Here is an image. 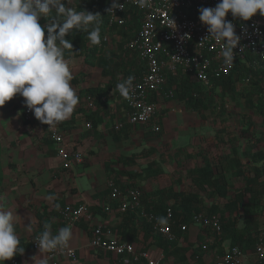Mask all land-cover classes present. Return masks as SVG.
<instances>
[{
	"label": "trees",
	"instance_id": "obj_1",
	"mask_svg": "<svg viewBox=\"0 0 264 264\" xmlns=\"http://www.w3.org/2000/svg\"><path fill=\"white\" fill-rule=\"evenodd\" d=\"M69 2L71 3L70 5ZM67 3L69 7L75 8L78 11L85 10L92 13H100L102 16V22L99 25L101 39L107 34L110 35V39L111 35H116L121 39L113 50L103 52L99 47L100 43L92 44L86 32L73 30L66 37V39L71 40L73 52L76 54L73 56L71 50L65 49V59H82L88 71L79 74L71 81L79 100H85L87 96L93 98L94 109L87 110L88 114L85 116V121L91 124L93 130L98 125H101L105 116L111 111V107L107 102L109 99L112 100L114 95L120 102L119 104L116 103L118 104L116 108L120 107L122 109L123 107L119 112V116H117V120L123 122L125 119L121 118V116L125 111V103L116 85L130 76L133 78L138 77L142 71L139 59L136 58L133 52L123 47L131 39L133 32L137 30L138 18L136 15H132L124 27H109L106 13V9L109 6L108 0H67ZM52 19L62 20L63 17H57L55 12H53L45 19L42 18L39 23L43 26ZM248 60L251 62L252 58H248ZM94 68L99 69L100 77L101 79H105L106 83H98L96 86H84L81 88L80 85L88 82L90 71ZM164 91H171V100L173 99L181 103L186 112L196 114L201 120L206 118L205 113L211 114L216 112L219 104L221 106L218 113L224 115L226 106L234 103V105L242 104L247 110L252 112L253 116L262 119L264 124V62L262 68L258 69H255L252 63H249V65L238 63L228 76L211 79L210 88L205 87L199 82L192 81L188 76H167L161 93H164ZM215 93L220 97L218 102L215 100ZM18 97L20 96H14L5 106L7 108L13 107L15 99ZM68 124H73V114L68 120ZM113 127L114 124L109 129V136L116 143L126 140L132 134V129L137 128V126L124 124L119 131H115ZM250 128L253 129L254 124L249 119L248 129ZM161 133L162 129L160 126L157 136ZM261 142H263V137H259L251 145L238 150L235 146L236 140H229L230 149L228 153L219 158L216 165H212L207 155H188L191 158L198 157L202 162L201 166L187 172L191 182L189 192L175 191L172 187H164L145 193L137 187L142 193V207L147 213L152 212L157 217H165L166 211L170 210L172 231L178 237L177 241L180 239L184 242V246L179 247L177 246V242L169 243L159 235L153 234L151 228L142 219L128 212L120 214L115 211L116 207L113 205L114 212L121 216L120 224L115 227L116 231L123 241L135 244L143 243L142 246L148 241L147 247H157L162 251L164 256L167 258L171 257L174 264H187L190 249L194 247V250L199 252L201 248L193 245V243H188L187 232H180L177 225L185 224L189 226L194 214L204 212L205 214L203 215H217L220 219L222 236L219 240L220 242L217 241L216 247L226 242L229 248L239 247L244 253L251 251L254 248L258 233L264 231L259 229L258 222L263 210L264 201V167L257 166L258 163L264 161V152L254 151L256 146ZM146 152L147 155H144V158L156 153L153 148L146 150ZM1 156L2 145L0 141V188L4 181ZM140 156L138 154L131 156L121 155L108 159L104 162L106 176L122 189L133 186L131 184L121 185L116 179L117 177H127L133 183L139 180L147 182L157 179L162 174V165L156 160L147 162L145 166L135 173L125 171V168L135 167L137 158ZM242 159L251 162V165L246 167L241 166ZM83 164L85 165V161ZM114 165H120L122 169L115 171ZM7 166L10 167L11 164ZM231 178L240 179L242 187L234 189L230 194ZM204 193L206 198L213 201L208 206L203 202ZM99 194L105 196L104 202L107 203L109 191L105 189ZM220 200H226L221 209L217 204ZM89 210L92 216L97 213H104L100 209H95V207H89ZM57 215L58 213L54 209L47 212L46 206L35 210V216L39 222L41 219H48V217ZM238 220L242 221L240 226L237 225ZM87 226L89 230V223H86V226L83 227L87 228ZM14 227L16 228V226ZM136 227H140L141 230H137ZM42 230L40 227L38 232L40 233ZM141 235L142 240H139V236ZM200 236V234L197 236V242L201 239ZM29 244L30 242L20 239V246L24 250L28 249ZM219 253H221V249ZM14 257L20 261V255H15ZM110 261L112 262L111 258ZM199 262L201 264V261Z\"/></svg>",
	"mask_w": 264,
	"mask_h": 264
},
{
	"label": "built area",
	"instance_id": "obj_2",
	"mask_svg": "<svg viewBox=\"0 0 264 264\" xmlns=\"http://www.w3.org/2000/svg\"><path fill=\"white\" fill-rule=\"evenodd\" d=\"M108 2L110 6L111 0ZM120 2L123 8L116 11V17L106 11L108 26L124 27L132 15L137 16L138 28L123 47L139 59L142 71L133 79L129 96H123L125 111L121 118L125 121L117 120L113 127L115 131L127 124L148 127L152 133H159L158 105L172 98L171 91L161 93L167 76H188L192 81L210 88L211 79L228 76L238 63H252L255 69L262 68L264 16L259 13L249 21L234 19L230 13L226 16L225 19L234 24L236 34L240 36V42L234 49L233 64L227 65L220 55L221 44L212 38L205 39L208 36L207 28L199 21L198 9L215 7L219 0H147L143 7L139 5L138 0ZM171 19L175 22V29ZM117 42L112 45L110 35L107 34L102 37L99 47L103 52H107L113 50ZM248 58H252V61L249 62ZM84 102L85 109H94L91 96H87ZM24 118L35 119L27 107L24 110ZM86 130H91L90 123L86 124ZM49 136L53 144L57 145V155L63 161L62 167L67 170L79 168L83 163V155L65 143L64 133L57 128H50ZM105 187L109 195L108 202L101 207L104 213L114 212L115 205L116 212L135 214L151 228L153 234L159 235L169 243L178 242L183 246L182 241H177L178 237L172 231L169 209L165 214V222H160L154 213H147L142 207V193L139 189H122L112 179L106 181ZM59 215L62 227L71 225L73 229L79 221L88 222V247L111 258V264H165L163 253L153 256L149 250L123 241L115 229L116 225H92V213L84 204L62 207ZM191 225L199 226L203 234L211 235L212 239L208 240L210 243L219 242L222 236V227L217 215L194 214ZM177 227L180 232L188 230L185 224H178ZM38 235L31 242V251H40L36 245ZM44 254L51 264H58L61 258L73 263L78 259L76 251L70 245L63 251L54 250ZM195 259L198 260L199 256L196 255ZM4 264L22 263L13 257ZM209 264H264V231L258 233L251 251L244 253L239 247L227 248Z\"/></svg>",
	"mask_w": 264,
	"mask_h": 264
},
{
	"label": "clouds",
	"instance_id": "obj_3",
	"mask_svg": "<svg viewBox=\"0 0 264 264\" xmlns=\"http://www.w3.org/2000/svg\"><path fill=\"white\" fill-rule=\"evenodd\" d=\"M138 3L143 7L147 0H138ZM122 8L123 4L120 0H111L106 11L115 16L116 11ZM53 12L57 17L62 16L63 19H52L42 26L39 21ZM198 12L199 21L207 28L208 36L205 39L212 38L220 43V55L225 64L231 65L234 60V49L240 42V36L236 34L234 24L225 19L226 16L230 13L234 19L239 18L241 21H249L257 13L264 16V0H219L215 7H201ZM101 22L100 13L78 11L69 7L67 0H0V108L14 96L19 95L24 100L21 102V116L24 122L39 121L48 126L49 132L50 128H57L64 132V129L57 124L69 119L79 103V97L71 84L74 77L70 63L73 61L65 59L64 50H71L73 56L76 53L73 52L71 40L66 37L73 30L83 31L87 33L92 44H99ZM171 23L175 29V22L172 19ZM133 79L130 76L116 85L122 96H129ZM81 101L84 103L81 106L82 109L88 112L89 109L84 108V100ZM25 107L32 111L35 119L25 120ZM49 132L48 138L51 140ZM61 168L67 170L62 166ZM48 199L51 200L54 197L49 196ZM61 208L60 206L58 210ZM58 216L60 217L59 211ZM16 218L12 211L0 207V264L24 252L14 227ZM158 220L165 222L166 218L158 217ZM25 228L31 232V223L29 222ZM199 231L201 232L200 227ZM37 234L39 235L36 237V245L40 253L63 251L69 248L72 227L71 225L61 226L53 234L51 225L45 222L43 230ZM202 234L201 232L200 235ZM182 243L184 246L183 241ZM177 244L181 246L178 242ZM211 244L216 245L217 242ZM227 248L229 247L224 248L223 251ZM223 251L221 254H214V258L221 256ZM32 260L35 264H49V258L44 255L33 257ZM197 261H201V264H209L203 263V256Z\"/></svg>",
	"mask_w": 264,
	"mask_h": 264
},
{
	"label": "crops",
	"instance_id": "obj_4",
	"mask_svg": "<svg viewBox=\"0 0 264 264\" xmlns=\"http://www.w3.org/2000/svg\"><path fill=\"white\" fill-rule=\"evenodd\" d=\"M94 70H96V74H99L97 78L100 79L99 69L94 68ZM98 83L104 84L106 80H99L95 84L88 82L80 85V87L96 86ZM113 99V101L109 99L107 102L111 107L110 113L105 116L102 124L98 125L96 129H92L91 131L86 130V124L88 122L85 121V116L88 113L78 110V113L73 116V124H69V130L67 127H63L66 144L81 152L84 156L85 165L83 162L79 168L75 169L63 170L61 168L63 161L57 156L56 145L48 138L49 129L47 125H43L39 121L24 124L22 116L21 118L20 116H15V118L9 119L0 125V141L2 145L1 163L4 179L2 187L0 188V207L12 211L17 216L14 226H16L15 231L20 239L31 243L34 236L39 233L38 229L40 227L43 229V224L45 222L51 225L53 234L61 228L62 224L58 215L48 217V219H41L40 222L36 219L35 210H39L41 207L46 206L47 212L54 209L57 213L60 206L74 207L81 204L88 207H95L97 210H102L101 207L105 204V196H101L99 193L106 189L105 185L108 179L104 171V162L110 158L112 159L121 155L129 156L120 152L117 148L120 144L129 142L131 136L138 133L136 129L140 128L137 127L136 129H132V134L129 135L126 140L117 143L112 141L109 136V129L112 124L116 123L117 116H119V112L123 109V107L122 109H120V107L116 108L120 102L114 95ZM22 101L24 100L21 96L16 98L13 107H20ZM18 102H20V104H18ZM175 102L177 101L172 99L163 101L158 105L157 114L162 129V133L158 135L160 136L158 138L159 142L171 141L169 131L173 122L174 124L177 122L179 126L186 125L184 120L181 119L180 114L176 117L178 121H175L173 114L170 116L171 112L168 110L174 106ZM77 106H80L79 103ZM178 108L180 111L179 113H182L181 111L184 110V107L181 103H179ZM69 119H67L66 122H68ZM166 120H169V124H167ZM145 128L147 130L144 134V138L148 140L147 144L154 143L155 141L151 139L157 136V134H152V132L148 130V127ZM7 131L10 133L9 136L6 134L4 136L3 132L6 133ZM174 138L176 140L178 139L177 137ZM150 148L153 147H149L148 149ZM153 149L155 150V148ZM183 152L187 159L194 160L197 158L188 157L190 153ZM154 155L155 154H152L151 156ZM197 159H199L200 162V158ZM200 163L202 164V162ZM200 163L196 167L201 166ZM8 164H11V166L8 167ZM113 168L115 171H120L122 169L120 165H114ZM49 196L54 197V199L49 200ZM120 221L121 216L116 212L105 214L97 213L93 215L92 225H119ZM29 222L32 226L31 232L27 231L25 228ZM86 223L88 222L81 221L72 229V239L69 245L77 253V262L73 263L65 258H61L58 264H111L108 256L98 251H92L88 247V226L87 228L85 227L86 229L83 227L86 226ZM136 229L139 231L141 230L140 227H136ZM198 229L199 227H195V225L188 227V243H193L197 236L201 234L200 231L198 232ZM139 240H142V235L139 236ZM225 243L226 242H223L221 246L216 247L218 254H221L219 253L220 249L222 252L224 248L229 247L228 243H226V245ZM142 244L143 243H136V245L149 250V253L153 256L162 254V251L157 247H147L149 244L148 241L144 243V246H142ZM197 244H195V246ZM40 255L45 256L44 253H40V251H31L28 247V249L24 250L23 254L20 255V261L22 264H35L32 258L39 257ZM162 255L164 256V254ZM164 257L167 262L169 261L171 264H174L171 257ZM213 259L214 255L208 258L203 257V263H210ZM49 264L51 263L49 262Z\"/></svg>",
	"mask_w": 264,
	"mask_h": 264
},
{
	"label": "rangeland",
	"instance_id": "obj_5",
	"mask_svg": "<svg viewBox=\"0 0 264 264\" xmlns=\"http://www.w3.org/2000/svg\"><path fill=\"white\" fill-rule=\"evenodd\" d=\"M71 3L69 2V5ZM116 35H111V44L115 41H121ZM70 61V68L73 73V77H77L81 73L88 72L82 59L74 58ZM99 74H96V70L92 69L89 75V83L95 84L99 80H102L101 77L98 79ZM87 82V83H88ZM218 93V92H217ZM215 100L218 102L220 97L214 94ZM115 97V96H114ZM117 98V97H116ZM113 101V99H112ZM20 104V102H18ZM79 105L75 107L73 111V116L78 113V111L84 112L81 106L84 103L79 100ZM179 103L175 102L174 106L171 107L168 111L174 115L175 121L177 115L180 114V117L186 123L185 126H179L177 122L172 123V127L169 131V135H171V141L167 142H159L158 138L160 136H154L153 139L155 142L151 144H147V141L144 138V134L146 133L145 127L137 128L136 134H133L129 140V142H125L120 144L117 149L120 152L125 153L126 155H141L137 158V163L135 167L125 168V171H130L131 173H135L139 171V169L147 164L148 161L155 159L160 162L162 165V174L155 180H149L147 182L137 181L133 183L131 180L127 179V177H117L116 179L119 181L121 185L131 184L133 187H138L143 190L145 193L154 191L158 188L164 187H172L177 191L189 192L191 189V183L188 179L187 172L192 168L196 167L200 162L199 159L195 158L194 160L187 159L184 156V152H188L192 155H207L210 158L212 165H216L217 160L221 158L223 155H226L230 149L229 140H236L235 146L238 150H242L244 147L251 145L256 139L259 137H263V142L259 143L254 151H262L264 152V124L262 119L257 116H253L252 112L247 110L242 104L234 105V103L228 104L226 106V111L224 115H220L219 104L216 112L213 113H205L206 118L201 120L196 114L186 112L182 110V113H179L178 108ZM22 104L17 108H7L5 105L0 108V125L8 121L9 119L15 118V116H20ZM78 110V111H77ZM169 117V116H168ZM179 117V118H180ZM178 118V119H179ZM249 119L254 124L253 129H248ZM167 124L169 120H166ZM61 129L63 127H67L69 130V124L65 121L59 122L57 124ZM6 126V125H5ZM7 127V126H6ZM150 129V128H149ZM8 130V129H7ZM9 136V132H3V135ZM174 137H177L176 140ZM149 147L155 148L154 156L144 158V155H147L146 150ZM117 152V153H120ZM201 164V163H200ZM251 165V162H248L244 159L241 160V166L246 167ZM258 167H264V161L257 164ZM231 191L230 194L236 188L242 187V182L240 179L231 178ZM204 199L203 202L206 206L210 205L213 201L205 197V193L203 194ZM226 200H220L217 204L220 206V209L223 204H225ZM201 214H205L204 212ZM226 217V215H225ZM259 229L264 230V201H263V210L258 219ZM242 224L241 220H238L237 225L240 226ZM196 227V226H195ZM199 232V229H198ZM188 236V234H187ZM200 240L193 242V245H200L201 250L199 252L194 250V247L190 249L188 253V262L187 264L195 263L200 264L199 261L195 259V256L199 257H211L212 255H218V250L215 244H211L208 242L209 239H212V236L209 234H202L200 236ZM226 245V243H225ZM213 247V248H211ZM216 248V249H215ZM220 251V250H219ZM249 256V255H248ZM166 262V261H165ZM166 264H171V262H167Z\"/></svg>",
	"mask_w": 264,
	"mask_h": 264
}]
</instances>
